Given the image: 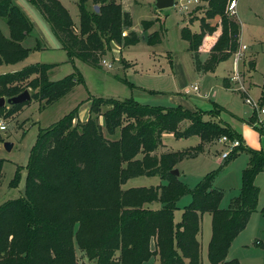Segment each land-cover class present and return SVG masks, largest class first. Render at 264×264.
Here are the masks:
<instances>
[{"label":"trees","instance_id":"16d2710c","mask_svg":"<svg viewBox=\"0 0 264 264\" xmlns=\"http://www.w3.org/2000/svg\"><path fill=\"white\" fill-rule=\"evenodd\" d=\"M28 1L50 26L68 62L77 59L99 67L112 44L122 49L139 42L130 13L117 0H77L78 28L58 0ZM229 1L207 0L199 34L181 30L182 39L194 53L198 73H213L237 50L240 26L226 14ZM0 18L8 28V36L0 30V66L15 65L32 51L22 42L33 26L13 0H0ZM155 21H142L143 30H149ZM160 41L158 31L147 38L150 46ZM200 52L207 53L203 61ZM54 67L36 63L1 74L0 98L8 100L30 89L31 99L0 108V119L17 114L32 100L43 107L51 105L84 84L78 71L49 81L48 73ZM249 67L253 69L254 63ZM222 85L230 89V79L224 78ZM260 102L264 103V89ZM213 106L221 110L215 103ZM78 108L39 131L24 168V196L0 205V264H76V250L90 264H155L156 260L158 264H202L198 236L205 213L211 216L209 264H238L227 255L255 212L258 189L254 179L264 172L262 151L244 147L241 137L226 125L205 121V115L213 117L212 110L190 111L180 105L155 107L133 99L97 97L89 102L87 119L80 121ZM100 116L103 126L98 122ZM184 121L188 126L179 130ZM248 122H253V116ZM164 133L177 139L197 136L214 141L226 136L240 142L224 160L239 151L248 153L250 159L241 172L239 193L228 209L219 208L222 193L213 188L212 173L193 189L171 175L180 160L200 153V146L153 155ZM1 170L2 160L0 181ZM142 176H157L164 184L122 189L129 179ZM19 177L17 168L9 186L16 187ZM185 194L191 200L183 208L181 221L174 224L176 203ZM154 204L160 208L151 209Z\"/></svg>","mask_w":264,"mask_h":264},{"label":"rangeland","instance_id":"374dc122","mask_svg":"<svg viewBox=\"0 0 264 264\" xmlns=\"http://www.w3.org/2000/svg\"><path fill=\"white\" fill-rule=\"evenodd\" d=\"M13 1L18 7L29 12L35 21L38 16L39 23L36 26L40 30L45 28L44 33L51 48L33 50L38 39L37 31L33 30L22 42L23 47L32 49L28 57L15 65H1L0 75L36 63L53 64L55 67L48 73L49 81H58L78 71L84 84L75 86L70 93L51 105L43 107L39 102L32 100L17 114L8 119H0L5 125V130L0 131L3 139L0 143V160H2L0 205L24 196V168L39 131L56 123L78 106V120L85 121L89 102L97 97L120 101L133 99L139 104L155 107L180 105L182 109L190 111L195 109L206 112L212 108L213 117L205 115L203 117L205 121L212 120L226 125L241 137L244 147L264 153V136L254 128L255 111L245 103V95L240 91V87H243L250 98L264 105L260 102L264 89V0H236L235 15H229L228 9L226 11L227 16L240 26L238 46L246 47L237 63L239 82L230 80V89L224 88L222 81L234 75V56L220 63L213 73H198L193 65L194 53L189 51V44L181 37L182 29L190 31L191 34H199L201 23L199 26V21L189 22L188 18L197 4L200 7L192 13L205 15L208 8L206 0H197V4L189 5L186 12L179 10L182 0H175L172 7L162 10L154 9L155 0H117L123 9L130 13L132 30L138 35L139 42L122 49L112 44L111 51L102 58L111 65L110 68L102 66L101 63L99 67H93L77 59L68 62L50 26L29 1ZM58 1L67 10L74 26L78 28L80 21L77 0ZM154 20H156L154 25L144 31L141 22ZM0 30L8 36V28L2 18H0ZM154 31L160 32L161 41L150 46L147 44V38ZM40 43L41 41H39L41 48ZM205 57L206 54L202 53L200 60L203 61ZM250 62L254 63L253 69L249 67ZM194 85L198 86V92L184 96L185 87ZM28 92L31 95L30 89ZM213 103L221 110L212 107ZM252 116L253 122L247 123ZM98 122L101 126L104 125L101 116ZM127 123L126 121L124 124ZM139 123L136 122L134 127L141 125L143 121ZM187 126L188 122L184 121L180 124L179 130ZM118 135L117 131L113 137L116 138ZM218 140L219 138L214 141H203L197 136L177 139L171 133H164L153 155L183 152L200 146L201 152L196 156L183 158L177 163L175 169L179 173L178 180L187 189H193L205 175L212 173L214 175L212 186L222 193L219 208L228 209L239 193L241 172L247 167L250 156L245 151H239L233 157L222 160L221 155L226 151V147ZM4 143L12 145L9 151L5 150ZM17 168L20 175L19 182L12 188L9 183ZM160 184H164V181L157 176H142L129 179L122 185V189L156 187ZM254 185L258 189L255 212L250 216L245 229L233 240L227 255L228 260L234 259L238 264H264V214L262 213L264 172L255 176ZM190 200V196L185 194L176 203L173 213L174 224L181 221L183 208ZM150 208L159 209L160 205L154 204ZM210 237L211 216L205 213L201 218V230L198 236L202 264H209L207 249ZM76 264H90L79 250H76ZM155 264H158L157 260Z\"/></svg>","mask_w":264,"mask_h":264},{"label":"built area","instance_id":"2783aa9c","mask_svg":"<svg viewBox=\"0 0 264 264\" xmlns=\"http://www.w3.org/2000/svg\"><path fill=\"white\" fill-rule=\"evenodd\" d=\"M197 0H182V3L179 6V10L181 12H186L188 10V6L191 4L196 3ZM236 8V1L232 0L230 1L229 5H228V12L229 15H235V10ZM122 37L125 36V33L121 34ZM116 45V44H115ZM117 46V45H116ZM246 49V47L244 45L242 46H238V50L235 51V53L232 55L234 56V75L230 78L231 81L233 82H239V73L237 72V63L239 61V59L242 56V51H244ZM100 63L102 66H105L106 68H110L111 65L108 64L105 60L101 59ZM240 91L245 95V103L248 104L249 106H251L256 114V122L254 124V127H256L259 130V134L264 136V105H260V103L257 101H254L252 98L249 97V95L247 94L246 90H244L243 87H240ZM198 92V86L194 85V86H189L184 90V94L185 95H189V94H195ZM5 130V125L4 123L0 122V131ZM219 143L222 144L224 147H226V151L224 153H222L221 155V159L224 160L226 159L232 152L234 149H236L237 147L240 146V142L238 140H231L226 136H222L219 138Z\"/></svg>","mask_w":264,"mask_h":264},{"label":"water","instance_id":"95a60500","mask_svg":"<svg viewBox=\"0 0 264 264\" xmlns=\"http://www.w3.org/2000/svg\"><path fill=\"white\" fill-rule=\"evenodd\" d=\"M175 0H155L154 2V9L155 10H162L166 8H170L174 5ZM94 10L98 12V6H94ZM31 99L30 94L28 90L23 91L19 95L5 100L4 98H0V108L4 107L5 105H17V104H22L24 102H27ZM5 150L9 151L12 147L11 144L9 143H4L3 144ZM171 175L178 177L179 173L176 169L171 171Z\"/></svg>","mask_w":264,"mask_h":264},{"label":"crops","instance_id":"0c3cea01","mask_svg":"<svg viewBox=\"0 0 264 264\" xmlns=\"http://www.w3.org/2000/svg\"><path fill=\"white\" fill-rule=\"evenodd\" d=\"M236 1V0H235ZM196 4H197V2H196ZM206 4H207V6H208V2H207V0H206ZM236 6H237V2H236ZM198 7H200L198 4L195 6V9L196 8H198ZM19 8H21V10L23 11V13L26 15V17L29 19V21L32 23V26H33V30H36L37 31V33H36V35L38 36V39L36 40V47H34V48H32V49H34V50H41V49H48V48H51V45H50V42H49V40H48V37H46L45 36V33H44V31H45V28H43V30H40L39 28H37V24L39 23L38 22V16H37V18H35L36 19V21L34 20V18L32 19V17H31V14L29 13V12H27V11H25L22 7H19ZM194 9V10H195ZM204 9L206 10V7H204ZM124 10V9H123ZM193 10V11H194ZM192 11V12H193ZM191 12V13H192ZM206 12V11H205ZM190 13V14H191ZM190 14H189V18H188V20H189V22H192V21H195V20H197V21H199V26H200V23H201V19L204 17V15H199V14H197V13H195V14H193L192 13V16H190ZM207 22H209V21H207ZM200 31V30H199ZM39 41H41V48L39 47ZM59 46H60V44H59ZM61 47V46H60ZM62 49V48H61ZM202 53H204V54H206L207 55V53L206 52H200L199 53V57H200V55L202 54ZM66 54V53H65ZM206 58V57H205ZM187 87H185V89H186ZM184 89V90H185ZM183 95L184 96H190V94L189 95H185L184 93H183ZM212 107H213V104H212ZM212 109V108H211ZM210 109V110H211ZM195 110V109H194ZM209 111V110H208ZM86 118L88 117V109H87V113H86ZM151 262V261H150ZM150 262H148V263H144V264H150Z\"/></svg>","mask_w":264,"mask_h":264}]
</instances>
